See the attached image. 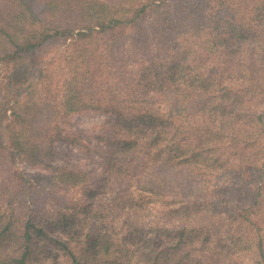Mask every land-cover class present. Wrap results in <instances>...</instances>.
<instances>
[{
	"label": "trees",
	"instance_id": "trees-1",
	"mask_svg": "<svg viewBox=\"0 0 264 264\" xmlns=\"http://www.w3.org/2000/svg\"><path fill=\"white\" fill-rule=\"evenodd\" d=\"M84 111L113 116L98 171L53 162ZM39 239L69 264H264V0H0V264Z\"/></svg>",
	"mask_w": 264,
	"mask_h": 264
},
{
	"label": "rangeland",
	"instance_id": "rangeland-1",
	"mask_svg": "<svg viewBox=\"0 0 264 264\" xmlns=\"http://www.w3.org/2000/svg\"><path fill=\"white\" fill-rule=\"evenodd\" d=\"M60 49L63 50V47H50L46 51L48 69L54 72L60 69L59 63H61V61L60 58L57 59V54L62 53ZM129 51L131 54L128 55V58L131 59L132 56L135 55L132 49H129ZM140 54L141 53H138L136 55ZM54 57L57 61H52ZM58 75L60 74L58 73ZM106 119L113 120V116L109 113H103L100 111H84L72 114L70 117V123L66 124L65 128L67 129L68 135H70L69 137L78 139L79 143H72V140L58 141L55 145L56 153L53 162L55 164H60L68 160L83 168H94L97 171L100 170L105 164V155L110 154L112 150L115 151V153L117 151L115 148L107 147L106 142L99 144L95 137L99 130H103L102 128L104 127L102 124ZM117 136H122L120 129L117 132ZM85 144L88 146L85 147ZM16 167L24 172H34L38 170L35 167L29 166L25 162L17 163ZM100 200H104L103 196ZM110 208L112 209V207ZM51 211H53L52 208L50 209V212ZM105 211L106 209L102 212V215H105L102 217L103 219L109 218V215ZM79 217L82 216L79 215ZM102 218L99 216L93 224L98 226V224L95 223ZM105 221L107 225L110 224L109 220ZM120 225V223H114L115 229L118 226L120 227ZM45 227H47V233H51L61 239H69L71 236V234H67L66 229L64 230L56 226L54 227L50 224H46ZM74 227L79 229L81 223L76 224ZM108 229L112 230L110 227H108ZM123 231L124 229L121 233H123ZM245 242L248 244V241ZM32 250L34 251V257L31 259L30 264H69L68 260H66L65 256H63L61 251L57 248L56 243H53L52 241L40 239L38 241L35 240L32 244ZM240 252H242L241 256L236 257L239 260V264H243L244 262L247 263L249 257L253 254L252 250H247L246 248L240 250Z\"/></svg>",
	"mask_w": 264,
	"mask_h": 264
}]
</instances>
